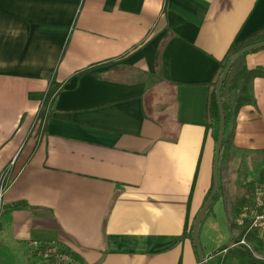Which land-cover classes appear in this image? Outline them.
<instances>
[{"label":"crops","instance_id":"crops-1","mask_svg":"<svg viewBox=\"0 0 264 264\" xmlns=\"http://www.w3.org/2000/svg\"><path fill=\"white\" fill-rule=\"evenodd\" d=\"M263 27L264 0H0V173L14 161L0 264H56L35 243L55 244L66 264H199L189 228L212 185L207 85L229 47ZM237 65L264 69V49ZM50 78L63 90L29 136ZM250 94L199 228L206 264L232 241V205L219 210L232 174L264 169V78ZM154 95L171 117L145 118Z\"/></svg>","mask_w":264,"mask_h":264},{"label":"trees","instance_id":"trees-1","mask_svg":"<svg viewBox=\"0 0 264 264\" xmlns=\"http://www.w3.org/2000/svg\"><path fill=\"white\" fill-rule=\"evenodd\" d=\"M264 40V27L247 37L246 39L242 41H238L234 44H232L228 51L227 54L222 62L218 64V68L216 70V73L211 80V82L207 85V98H206V104H205V110H204V117L206 121V129H211L213 134H214V143L216 146V140H217V135H218V128H219V112H218V107L216 103V98H215V86L217 81L219 80L224 68L225 64L228 62V60L236 54L239 50L242 48L252 45L258 42H261ZM165 44V43H164ZM164 46V45H163ZM163 46L160 47L156 54V61H155V66L156 68H159L160 66V57H161V51ZM245 56V55H244ZM243 56V57H244ZM241 57L236 64L243 58ZM236 64L232 67L230 70L227 79L225 80L222 89H221V100H222V106H223V111L225 115V132L229 127L230 122L233 120V118L236 116L238 111L240 110L241 107L246 106V105H251L252 104V97L250 94V86L251 83L254 79L256 78H264V69L257 68V69H247L245 67H242L238 69L237 71L233 72ZM90 72V69L83 70L79 73H77V77L80 78L81 76L87 74ZM164 82L161 80H158L155 82L156 86H161L163 85ZM63 90V85L57 83L53 78H50L49 86L46 91L44 100L39 108V111L36 115V122H40L42 125H46L47 122L51 119L52 113L54 112V107L56 100L59 96V94ZM150 107L144 111V116L147 120L152 121L153 119L150 116ZM157 123V122H156ZM159 123V122H158ZM226 145L225 141V133H224V140H223V145H222V150L224 146ZM221 150V153H222ZM214 153H215V148H214ZM221 159V155H220ZM220 162V161H219ZM260 176V175H259ZM194 187V183L192 184V190ZM252 189V188H251ZM212 190V185L211 188L209 189L208 193L205 196L204 202L205 203L206 199L208 198L209 194L211 193ZM220 193V188L218 189V193L216 198L214 199V202L210 209L207 211L206 216L211 212L213 205L215 202L218 200V196ZM198 213V212H197ZM197 215V214H196ZM195 215V216H196ZM195 218V217H194ZM203 218V220H204ZM194 221V219H193ZM193 221L191 222L190 228H189V238L191 240V230H192V225ZM248 240L255 241V239L249 237ZM240 241V237L238 240L233 241L232 245L238 244ZM236 246H233L232 250L230 248L225 249L226 255L223 256V259L221 261V264H231L232 261H237V264H264V261H261L257 259L256 257L253 256L252 252L245 248L244 246H239L238 248H235ZM221 250L220 252H222ZM195 255L197 257V253L194 249ZM44 251L42 248H39L35 250L34 255L42 257ZM61 256L64 257H69L70 255L66 253L65 251H61L59 253Z\"/></svg>","mask_w":264,"mask_h":264},{"label":"rangeland","instance_id":"rangeland-1","mask_svg":"<svg viewBox=\"0 0 264 264\" xmlns=\"http://www.w3.org/2000/svg\"><path fill=\"white\" fill-rule=\"evenodd\" d=\"M237 70H238V65L235 66L233 72H235ZM157 93H163V92L159 91ZM156 95H154V99H153V104H156V106H155V108L152 107V109L154 111H152V110L149 111L150 112L149 114L153 115V117L158 118V115H163V113H166L167 115H169V117H171L172 107L171 106L169 107L170 102H168V100L164 101V102L160 101V100H158ZM35 120H36V118H35ZM35 122L36 121H34V124L32 126V129L30 131L29 136H33V135L41 136L43 134V125L40 122H37V123H35ZM13 163H14V161H12L0 173V175L3 174V175H6L8 177V182H10L13 179V175H14L13 174L14 169L12 168L14 165ZM260 169H261V165H260V163H257L255 166L252 167V169H250L248 171L246 170L245 167H242L241 169L236 170L232 174V189L230 191L228 189V194H227V198H226L227 201H226V203L224 202L221 204V208L219 210H222L223 216L225 217L227 215L228 205H232V208H231L232 209V218L230 220L231 221L230 225H231V229H232V241H231V244L229 245L230 250L233 249L232 248L233 246H236L235 248H238L239 246H244L245 248H247L248 250H250L252 252L254 257H256L257 259H259L261 261H264V245H262L259 241H254V240L251 241L248 239H244V244L232 245L233 241L239 239L240 232H241V229L236 225V220L238 219V217L240 215L241 208L243 206H246V204L248 203V198L250 196L251 188H252L254 182L257 180L256 175H257V173L259 175L262 173L259 171ZM9 179H10V181H9ZM11 182L9 184H11ZM4 207H5V205H4ZM4 207H3V209H4ZM241 240H242V238H241ZM225 255H226V251L223 252V256H225ZM61 257H64V256H61ZM217 260L219 261V258H217ZM44 261H46V260H44ZM46 262H48V261H46ZM49 262L55 263L56 262L55 257L50 258ZM56 263L57 264H66L68 262L57 261ZM1 264H3V263H1ZM209 264H214V262H210ZM231 264H237V261L234 260L231 262Z\"/></svg>","mask_w":264,"mask_h":264},{"label":"built area","instance_id":"built-area-1","mask_svg":"<svg viewBox=\"0 0 264 264\" xmlns=\"http://www.w3.org/2000/svg\"><path fill=\"white\" fill-rule=\"evenodd\" d=\"M10 182H8L6 175H0V218L4 211V195ZM236 225L241 229L240 237L242 238V240L240 238L238 244H244V239L251 237L264 245V169L254 182L248 203L241 208ZM33 247L35 250L39 248L43 249L44 253L41 258L46 261L55 257L56 262H69L68 257L60 256V249L55 244L38 245L35 243Z\"/></svg>","mask_w":264,"mask_h":264},{"label":"water","instance_id":"water-1","mask_svg":"<svg viewBox=\"0 0 264 264\" xmlns=\"http://www.w3.org/2000/svg\"><path fill=\"white\" fill-rule=\"evenodd\" d=\"M261 49H264V40L252 45H248L242 48L241 50H239L236 54H234L225 64V68L215 86V98L219 112V128H218V135L216 140L215 153H214L213 166H212V190L208 198L206 199L205 203L202 205L197 215L195 216L191 230V243L197 253L199 264H206V258L204 257L202 247L199 241V228L203 221L204 216L212 206L219 189L218 168H219L220 155H221L224 133H225V115L221 100V89L225 80L227 79L230 70L236 64V62L244 55H247L249 53Z\"/></svg>","mask_w":264,"mask_h":264}]
</instances>
